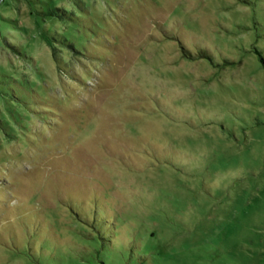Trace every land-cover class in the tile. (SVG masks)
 <instances>
[{
    "label": "rangeland",
    "instance_id": "1",
    "mask_svg": "<svg viewBox=\"0 0 264 264\" xmlns=\"http://www.w3.org/2000/svg\"><path fill=\"white\" fill-rule=\"evenodd\" d=\"M254 49L264 0H0V264H264Z\"/></svg>",
    "mask_w": 264,
    "mask_h": 264
},
{
    "label": "trees",
    "instance_id": "2",
    "mask_svg": "<svg viewBox=\"0 0 264 264\" xmlns=\"http://www.w3.org/2000/svg\"><path fill=\"white\" fill-rule=\"evenodd\" d=\"M58 10H55L52 12H50V10H48V13L49 14H53V15H58V16H61L62 18H65L68 22L71 20L74 21H79L80 20V16L77 12L75 14L74 17L72 16H63V15H60L58 12ZM73 18V19H72ZM75 22V21H74ZM78 27V25H77ZM83 27V26H82ZM44 36V39L48 42V44L52 47V48H70V45L68 43L67 40H58L56 39L55 37H51V36H48V34H45L43 35ZM58 46V47H57ZM182 50V54L185 58H189V59H196V58H203V59H209L210 58L206 55V53L200 51L198 54H197V57L192 54H190V52L188 50H186L185 48H181ZM254 51L256 52V54L258 55V58H259V61L264 64V59L263 57L261 56V54L256 50L254 49ZM10 92L12 93L11 96L12 98H14V100L18 103H24L26 102V99H25V96L20 93V91H18L17 89H15L14 87L13 88H10L9 89ZM93 203V207L90 211V217L89 215H86V214H83L81 212V210H79L80 208L78 206H76V210L73 209L72 212H73V216H76L78 217V219H84L81 215H85L86 217H88L87 220H84V221H89V219L92 217L94 219V221H97L100 214L99 212H101L102 210V215L101 217L99 218L101 221H102V225L104 226V228L107 230V234H100V240H101V245L103 248H109L111 247V244H112V241H111V235H112V232L113 230L115 229L114 228V222L111 220V219H107V217L103 214L104 213V210H103V205H101V203H97L96 201H92ZM73 206H75V203H73ZM109 221V223H107ZM34 229L33 232H31V235L32 237L28 238L25 242V245L22 246L21 248H26L27 246L29 247L30 251L34 249V247L36 246V243L38 242L37 244V248L40 249V251L43 253L44 252V249L45 247L46 248H51L52 249L54 248V250H57V247L59 246V243H58V240H57V237L55 236V233L54 232H50L51 230L47 229L45 232H41V231H38V229L41 227V225H34L33 226ZM35 230H37L39 232L38 235H36L35 233ZM30 240V241H29ZM134 242H135V238H134ZM137 242H135L136 244ZM9 248H13V249H18V246L15 245L13 243V241L10 242V246H8ZM145 256V255H144Z\"/></svg>",
    "mask_w": 264,
    "mask_h": 264
}]
</instances>
